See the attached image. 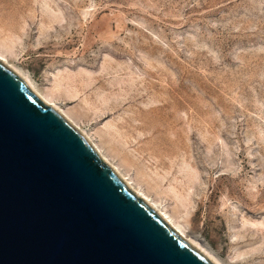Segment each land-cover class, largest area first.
<instances>
[{
  "label": "rangeland",
  "instance_id": "1",
  "mask_svg": "<svg viewBox=\"0 0 264 264\" xmlns=\"http://www.w3.org/2000/svg\"><path fill=\"white\" fill-rule=\"evenodd\" d=\"M0 33L188 232L264 264V0H0Z\"/></svg>",
  "mask_w": 264,
  "mask_h": 264
},
{
  "label": "water",
  "instance_id": "2",
  "mask_svg": "<svg viewBox=\"0 0 264 264\" xmlns=\"http://www.w3.org/2000/svg\"><path fill=\"white\" fill-rule=\"evenodd\" d=\"M0 264H215L0 60Z\"/></svg>",
  "mask_w": 264,
  "mask_h": 264
},
{
  "label": "bare ground",
  "instance_id": "3",
  "mask_svg": "<svg viewBox=\"0 0 264 264\" xmlns=\"http://www.w3.org/2000/svg\"><path fill=\"white\" fill-rule=\"evenodd\" d=\"M12 46L9 45L6 38L2 37L0 33V60L8 64L18 75H20L38 94L39 96L45 100L48 104H50L53 108H55L74 128L75 130L145 199L147 200L158 212H160L171 224H173L183 235H185L196 247H198L209 259H211L215 264H226L223 262L220 257L212 252V250L202 241L201 238L192 235L187 230V225L185 226L178 217L172 212H169L166 205H164L159 199L152 197L151 191H146L142 187V178H134L132 175L128 174L125 170L123 171V164L128 166H132L134 163L129 160L127 157L122 156L121 163L114 162L113 159L110 158L109 154L103 149V146L99 144L93 137L90 132L83 129L75 120V118L66 110L61 108L57 102L56 97L53 94L46 92L41 89L37 83L32 79L29 73L23 71L22 69L16 67L12 61L9 59V54H11ZM105 143L109 146V150L112 155H118L120 152H123L119 149V144H114L115 142L111 139V135L109 132H104ZM109 136V137H108ZM113 136V135H112ZM113 138V137H112ZM114 142V143H113ZM121 156V155H120ZM184 205L183 201H181Z\"/></svg>",
  "mask_w": 264,
  "mask_h": 264
}]
</instances>
